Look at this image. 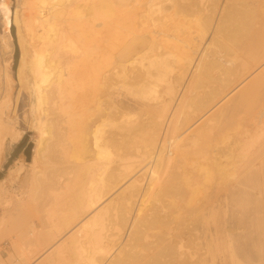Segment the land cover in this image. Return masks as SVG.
<instances>
[{
	"label": "bare ground",
	"instance_id": "1",
	"mask_svg": "<svg viewBox=\"0 0 264 264\" xmlns=\"http://www.w3.org/2000/svg\"><path fill=\"white\" fill-rule=\"evenodd\" d=\"M11 2L0 0V32L3 37L0 38V78L4 83L0 94V165L5 135L12 142L22 135L16 126L17 113L8 116L13 106L15 80L11 66L14 51ZM22 2L27 9L24 18L21 14L25 12L20 14L23 9L19 10L21 27L26 32L25 56L17 73L22 84L27 78L30 80L27 89L32 103L31 126L38 132L34 159L39 158L46 140L43 152L50 137L59 136L58 139L63 137L65 139L62 140L67 142H61L63 146L69 144L84 159L95 156L97 170L95 173L91 165L89 167L93 168L94 174L89 172L88 161L85 160L87 174H91L90 177L94 175V184L87 175L89 189L81 192L78 188L81 200L80 197L75 200L78 206L73 207L72 212L70 210V220L62 217L64 210H60L58 215L51 213L55 214L50 215L51 219L57 217L55 222L59 216L67 219L64 226L71 227V234L65 244L67 249L64 248L68 251L59 250V255L49 264L64 261L68 258L64 254L69 251L77 253H73L76 264H161L166 260H161V256L166 257L169 251L172 256L175 253L172 250L183 252L186 249L183 233L173 234L171 229H167L170 232L152 231L166 226L167 221L160 214L161 209L156 212L151 204L161 190L166 191V187L172 189L170 187L190 180L189 171L182 169L188 164L194 168L191 172L203 173L204 179L218 173L219 182L222 179L228 184L238 176L241 179L242 173L250 167L248 182L253 181V187L258 191L254 189L253 193H246L248 187H244L248 185L243 184L246 178H242V182L237 178L238 184H230L226 194L218 195L205 207L213 220V229L200 244L214 257L221 254L218 264H264V210L256 203L263 212L257 210L253 213L250 204H246L250 199L258 204L264 201V68L246 85L236 101L212 113L193 129L190 128L194 123H189L193 112L190 108L205 111L230 94L227 91L232 85L245 80L246 75L264 65V0ZM207 35L210 37L204 44ZM2 55H8V58L3 60ZM165 68L172 73L170 85L159 91L155 88L154 79ZM179 87L182 93L180 100L171 107L172 96ZM257 96L260 99L251 111H247L249 114L241 115L244 113L240 111L243 103ZM63 146L61 152L64 153ZM138 149L141 159L127 161ZM195 155L197 158L193 157ZM94 159L90 161L94 162ZM146 159L153 165L147 184L141 189L139 179L133 178L132 173ZM22 169L20 164L12 171L19 176ZM194 183L198 185L199 181ZM122 184L126 185L116 197L106 202ZM71 185H74L72 180ZM194 185L186 186L191 194L197 190ZM73 188H70L71 194ZM83 188L81 186V190ZM6 189H0V203L3 204L7 203ZM179 192L182 194L183 191ZM238 192L243 193V203ZM234 194H238L240 202L245 203L244 207L252 211L249 214L248 209H244L247 212H243L246 217L249 214L250 222L252 220L250 226L245 223L250 231L245 226L244 229L251 232L255 228L251 232V240L247 239L248 243L240 237L242 229L234 232L239 236L233 233L234 210L229 199ZM238 207L235 205L236 210ZM236 214L243 215L239 211ZM238 223L236 228H239ZM59 227L56 235L61 236ZM49 228L39 234L44 232L43 237H52L49 240L52 241L56 236L55 230ZM234 235L242 239L245 260L241 252L240 257V250L236 251L240 242L237 241L235 247ZM45 239L40 238L39 242L48 243ZM197 244L199 241L193 245ZM193 250V256L198 254L193 263H197L200 254L197 249ZM255 252L257 259L254 258ZM229 253L232 260L228 258Z\"/></svg>",
	"mask_w": 264,
	"mask_h": 264
},
{
	"label": "rangeland",
	"instance_id": "2",
	"mask_svg": "<svg viewBox=\"0 0 264 264\" xmlns=\"http://www.w3.org/2000/svg\"><path fill=\"white\" fill-rule=\"evenodd\" d=\"M11 1H12L11 6L13 8L11 32L13 35V42H14V51H13L11 66H12L13 75H14L15 80L13 83L14 89L12 88L13 106H12V110L8 113V116L9 117L13 116L12 115L13 112L17 113V115H18V118H17L18 121L17 122L18 123L16 124V126L22 135L15 142H12L10 140V137L8 135H5V141H4L5 142V148L1 154V165H0V183H1L0 185H1V187H0V189L3 187L5 189L7 188L6 189L7 192L5 193V198L7 199V203H5V204L0 203V264H49L57 256V254L59 255L60 251H62L64 253H66L68 251V250L66 251L67 247H65V246L67 245V241H68L69 236H70L69 234H71V231H70L71 227H70V229L65 228L64 225L66 224V222H67L66 220L68 218L70 220V213L73 211V207L78 206V201H75V200L79 199V197L81 196L80 193L84 189H89V187L87 186L89 181L95 179V178H93L94 175L90 177L91 174L89 173L90 175H88L87 173L89 171V172H93L92 174H94L93 168H95L94 169L95 173L97 172L96 167H95L96 162H95V159L93 158L95 156L91 157L92 159H94L93 160L94 162H92V160L90 161V159H91L90 157L84 159V157L77 150L74 151L75 148L72 149L71 146H68L69 144L68 145L66 144L67 148L65 146H63L61 142L64 141L63 143H65L66 140H62V139H65L62 136H60V138L62 137V139H58L59 136H57L55 138L50 137L48 147H46L45 151L43 152L42 149H44L45 143L47 144V142H46L47 140H46L44 145L41 146L42 152H40L39 158L34 159V153H35L34 148L36 145V139L38 138V132L34 129V127L31 126L32 125L31 124L32 123L31 122L32 121V119H31V117H32V109H31L32 103H31L30 94H29L28 89H27L28 81H30V80H27L28 79L27 78L26 82L24 84H22L19 81L18 73H17L18 72L17 68H19L20 61L22 60L23 56H25V45L24 44H25V38H26V34H25L26 32H24L25 30L22 29L21 23L19 20V10L23 9V11H20V14H21V12H25V13L21 14V17L24 18L25 17L24 14L26 15L27 9H26V5L23 4L22 0H11ZM0 22H1V20H0ZM13 26H14V28H13ZM0 29H1V24H0ZM209 37H210L209 35L206 36L204 44L209 39ZM0 38L1 39L3 38L1 35V32H0ZM27 38H28V36H27ZM22 43H23V45H22ZM234 46H236V45L234 44ZM27 50H28V48H27ZM2 57H3V60H5L8 58V55H5V57H4V55H2ZM3 60H2V62H3ZM263 66L264 65L260 66L256 70H253L251 73L246 75L244 77L245 80L242 79L243 81L240 80L239 82L232 85V87L227 91V93L229 92L230 94H228L220 102L213 103L210 107L205 109V111L200 112V111L193 110L192 108H190V111L192 110L193 112L190 113L191 114V117H190L191 121L189 123L190 124L194 123V124H192L190 129L197 127L208 116H210L212 113H215L216 111H218L223 106L231 104L234 101H236L238 99L239 94L241 95V93L244 92V88L246 87V85H248L259 74V72L262 68H264ZM171 76H172V73L169 69H166V68L162 69L159 72L158 77L154 79L155 88L158 89L159 91H161L163 86H165V85L169 86L170 81H171ZM3 88H4V83L2 84V79L0 78V94L3 91ZM181 94H182L181 93V87H179V89L172 96L171 105H170L171 107L174 105L176 106L178 104V101L180 100ZM260 95H262V94H260ZM259 99H260V96H257V97H252L250 100L245 101L243 103L241 110H240L241 112L244 111V113L240 112L241 115L247 114L249 111H251L252 107L255 104H257ZM245 111H246V113H245ZM106 128H108V127H106ZM54 141H56V142H54ZM59 141H60V146L62 145L63 148L65 147L64 153H63V151L61 152L62 146L61 147L58 146ZM56 147H58V148H56ZM68 147L69 148L71 147V149L73 151H71V149L69 150ZM139 149H138V151L132 150L134 152V154L131 158L127 159V161L128 160H136V161L140 160L141 158L138 155ZM76 151H77V154H76ZM62 153H63V156H61ZM256 154H258V152ZM59 155H60V157H59ZM79 155H81V156H79ZM2 156H3V158H2ZM193 157H196V155ZM31 159H33V160H31ZM86 159L88 162L85 161ZM193 159H195V158H193ZM82 160H83V162H82ZM51 161H53V162H51ZM84 162H87V165ZM13 163L15 165H13ZM42 163H43V165H42ZM81 163L82 164L84 163V164L82 165ZM88 163L90 165H88ZM20 164H21V167L23 168L22 173L19 176H16L15 171H12V169L16 170L18 167H20ZM17 165H19V166H17ZM85 165L88 167L89 166L91 167V165H92V167L93 166L94 167L93 168L89 167L91 169V171L89 168H88L89 170L87 171ZM152 165H153V162H150L149 159H146L139 166H137L132 173L133 178L139 179V181H140L139 183L141 184V189H143L145 187L144 185L150 176L149 173L151 172ZM183 168H184V170L186 168V171H189L187 173L189 174L188 176H190V180L189 181L185 180V184H183L184 182H181V184L177 185L176 187H170L172 189H169L166 187V189H165L166 191L161 190L156 195V197L153 199L152 204H151L152 207L154 205V207H153L154 211L158 212L161 209L160 214L162 216H165L166 218L165 217H163V218H164V220L167 221L166 226L164 225L162 227L160 226V227L154 228L152 230L153 232L157 233L161 230H163V232H164L167 229H169V230L171 229L170 230L171 233L172 232H173V234L183 233L182 235L183 236L185 235L187 237V239H186V237L184 236L186 249H184V251L182 250L183 252H181V250H178V251L172 250V252H175L174 254L172 253L173 254V256H172V255H169L171 253V251H169V254L166 255V257L163 255L161 256V258H162L161 260H163L164 258L166 260H163V262H161V260H160V262H161V264L162 263L163 264H218V260H220L221 254L218 253L217 254L218 256L216 255V257H214L213 253L210 250H208V248L206 249L207 250L206 251L205 248H203L202 245L200 244L204 240L205 236H207L208 233L211 232L213 229L212 228L213 220L211 219V216H209L206 213L207 209H205V207L209 206L213 201H215V199L218 195L226 194V192L228 190L227 188L229 187L230 184L231 185H233L232 183L238 184L237 180H236L237 178L241 182L244 181L243 179L246 178L245 180H247V181H245L243 183L245 185H248V186L244 187L245 189L248 187V189H246V193H249V192L253 193L255 190H256L255 192H257L258 189H256V187H253L254 186L253 184H255V183H253V181H251V180H250L251 183L248 182L249 177H247V176H248V173L251 171V169L248 166L247 167L248 169H246V171L243 170L244 174L242 173L241 179H240V176H238L235 179V181L231 180L234 182H231L230 184H228V183H224V182H226V180H224V179H223L224 181H222V179H221L219 182L220 177H219L218 173H216L217 176L214 174L210 178L205 177V179H204L203 173H202L203 174L202 175V174H200L199 171H192L191 172V170L194 168L190 167L189 164L184 165L182 167V169ZM6 171H7V173H6ZM247 171H249V172H247ZM33 172H35V173H33ZM8 174H9V176H8ZM11 175L13 177H11ZM14 175L17 178L18 177L19 178L16 180L15 179L16 177ZM87 175L89 176L88 177L89 181H88V178L86 177ZM5 177H7V178H5ZM84 177L87 179H84ZM95 177H96V175H95ZM33 178H34V180H33ZM2 179L4 180L3 182H2ZM5 179H6V181H5ZM73 179H75V180H73ZM71 180H72V184H74L73 190L77 193L76 196H75V193L73 194L74 191L72 192V194L70 192V190H71L70 188L73 187L71 185ZM73 181L74 182L76 181V182L73 183ZM196 181H197V183L199 181L198 185L194 183ZM67 183L70 185H68L69 187L66 190L65 186ZM77 183H80V184H77ZM193 183L196 185L197 190L194 193H192L193 194L192 195L190 193V190H189L190 188L187 187V189H186V186L187 185L189 187L193 186L194 185ZM93 184H94V180H93ZM126 184H124V185L122 184L120 186V189L116 193L111 195L106 200V202H108L111 198L116 197L117 193ZM182 184H183V187H180V186H182ZM189 184H193V185H189ZM84 185H86L88 188H86V186H84ZM88 185H90V184H88ZM195 185H194V187H195ZM245 185H242V186H245ZM75 186H76V190H75ZM81 186L85 187V188H83L81 190ZM177 187H178V189H177ZM78 188L81 191L79 193L80 195H78V192H79ZM174 188L176 189V191L175 190L173 191ZM179 188L184 189V190H179ZM167 189H169V190L167 191ZM192 189L193 188L191 187V190ZM77 190H78V192H77ZM177 190H179L181 192L183 191L182 194H179L180 192ZM184 191H185V194H184ZM188 191H189V193H188ZM68 192H70V193H68ZM176 192H178V194ZM238 193L240 194V192H238ZM68 194L69 195L71 194L72 197H74L73 198L74 201L72 200V197L68 196ZM234 195H236V194H234ZM234 195L232 196V198L229 199L230 203H232L230 205L232 206V209L234 210V214L232 215L233 216V223H234L233 224V233L235 232L236 229H237L236 231H240L239 229H242L241 232H243V233H241V234L242 235L244 234L246 237L245 236L242 237L241 234H240V237L243 239H246V240L249 239V241H250L251 240V238H250L251 232H253L255 230V228L252 229L253 231L249 232L250 230L248 228H246V226H245L246 224L250 226L251 222H252V220L250 222L249 218H248V215L252 211H250L248 208H245V207H247L248 204H250L251 208L253 209V213L257 210L261 211L262 209L261 208L258 209L259 208L258 206L262 207L264 210V201H259L260 204H258L257 201L251 200V199H250L251 200L250 201L248 199L249 202L248 203L246 202L247 206L244 207L245 203L242 204L244 202L243 193L240 194L241 197L238 196V194L236 196H234ZM76 197H77V199H76ZM238 197H240V199L243 197L242 198L243 201L239 200ZM71 200L73 202H70ZM80 200H81V197H80ZM232 200H234V201L238 200V202L235 201L236 202V204H235V202ZM245 201H246V198H245ZM233 202H234V204H233ZM239 202L242 204L243 207L240 205ZM76 203H77V205H76ZM238 203H239V205H238ZM256 203L258 206H256ZM66 204H68V205H66ZM155 205H156V208H155ZM202 205H204V207H202ZM235 205H236V207L237 206L242 207L243 211L241 212L242 209L240 207L237 208L239 210H236ZM68 207H72V208L70 209ZM244 209H248L249 214L247 213V217L244 214L247 212V210L245 211ZM60 210L61 211L64 210V212L62 211L63 213H61V214H62V217L65 216V218H67V219L64 220V218L62 219L61 216H59V218H60V223H59V218H58V222L57 221L55 222V218L57 220V217H53L51 219L50 215L53 212L57 213V215H58L60 213ZM70 210H71V212H70ZM237 211H239L240 214H243L242 217L244 218V221H242L243 219L241 220L242 217L240 215L236 214ZM161 212H163V213H161ZM262 212L263 211H261V213ZM53 215H55V214H53ZM53 215H51V216H53ZM262 215L264 217L263 213H262ZM251 216L252 215H250V218H251ZM260 216H261V214H260ZM235 217H237V219ZM238 218H240L239 223H238ZM53 221L55 222L54 225H53ZM241 221H242V223H241ZM64 222H65V224H64ZM236 222L238 223L239 228L238 227L236 228V226H237ZM51 223H52L54 228L51 227L52 226V225H50ZM56 223H59V224H56ZM243 223H244V225L242 226L241 224H243ZM234 225H235V227H234ZM48 226L50 228H52V230H55V231H53L54 235H56V228L60 226L59 229L61 228L60 230L62 231L61 236L56 235L55 239H53L52 241H49L52 239V237L50 238L47 235H44L45 237H43L42 233L46 232V230L49 228ZM244 226L249 231L245 230ZM249 226H247V227H249ZM72 227H73V225H72ZM250 229H251V227H250ZM169 230H167V231L170 232ZM41 231H44V232L39 234V232H41ZM203 231H205V232H203ZM37 234H38V236H37ZM40 235H42V236H40ZM235 235L239 236V235H237V233ZM235 235L233 237L234 238V242H233L234 244L237 241H239V242L242 241V239L240 237L238 239V237H236ZM40 238H42V239L46 238L45 240L48 239L46 241L48 243H42L41 241H40L41 242L40 243L39 242ZM189 240H190V242H189ZM198 241H199L200 246L198 244L193 245L194 243L195 244L198 243ZM243 241H245V240H243ZM50 243H51V245H50ZM247 243H248V240H247ZM242 244L240 242L239 248L238 247L236 248V251H237V249L240 250L238 252L239 254H240V252H241V254L243 253ZM244 244H246V242ZM236 245H238V244H235V247H236ZM194 247H195L194 250L197 249L196 251H198L200 254V261L197 263H193L195 258L198 257V254H196L195 256L192 255V253H193L192 250ZM64 248H66V249H64ZM62 249H64L65 251H63ZM231 250L233 251L232 247H231ZM177 252L178 253L180 252V253L178 254ZM201 252L203 253V256L201 255L202 254ZM256 252H259V255L263 256V254L260 253V251H256ZM256 252L254 254V256L256 255L254 257L255 259H257V257H258ZM263 252H264V250H263ZM73 253H75V251H73V252L69 251V253L64 254L65 257H68V258L64 259V261L58 262L57 264H73V263L76 264L77 261L76 262L73 261L76 257V256L75 257L73 256ZM76 254L77 253H75L74 255H76ZM241 254H240V257L242 258ZM228 258H229V260H232L230 253H229ZM77 259H78V257H77ZM242 259L245 260L244 255H243ZM71 262H73V263H71Z\"/></svg>",
	"mask_w": 264,
	"mask_h": 264
},
{
	"label": "trees",
	"instance_id": "3",
	"mask_svg": "<svg viewBox=\"0 0 264 264\" xmlns=\"http://www.w3.org/2000/svg\"><path fill=\"white\" fill-rule=\"evenodd\" d=\"M13 28H14V26H13Z\"/></svg>",
	"mask_w": 264,
	"mask_h": 264
}]
</instances>
